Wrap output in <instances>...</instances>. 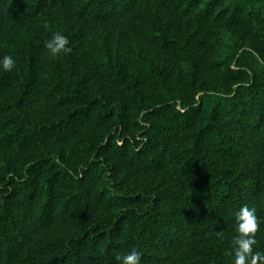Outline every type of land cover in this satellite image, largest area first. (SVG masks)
Wrapping results in <instances>:
<instances>
[{
    "label": "trees",
    "instance_id": "16d2710c",
    "mask_svg": "<svg viewBox=\"0 0 264 264\" xmlns=\"http://www.w3.org/2000/svg\"><path fill=\"white\" fill-rule=\"evenodd\" d=\"M5 54L0 264H231L245 205L264 252V0H0Z\"/></svg>",
    "mask_w": 264,
    "mask_h": 264
},
{
    "label": "clouds",
    "instance_id": "9594fccd",
    "mask_svg": "<svg viewBox=\"0 0 264 264\" xmlns=\"http://www.w3.org/2000/svg\"><path fill=\"white\" fill-rule=\"evenodd\" d=\"M51 57L70 54V39L61 32H56L45 45ZM16 60L8 54L0 57V70L12 72L16 67ZM235 235L232 239L233 247L228 251L232 258L231 264H264V252L256 250V234L259 229V221L254 208L241 206L235 216ZM142 253L137 248H132L127 253L117 254L115 260L118 264H140Z\"/></svg>",
    "mask_w": 264,
    "mask_h": 264
}]
</instances>
